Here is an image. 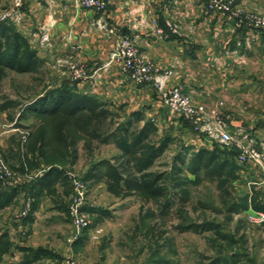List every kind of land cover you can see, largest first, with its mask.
I'll return each mask as SVG.
<instances>
[{
	"label": "crops",
	"instance_id": "crops-1",
	"mask_svg": "<svg viewBox=\"0 0 264 264\" xmlns=\"http://www.w3.org/2000/svg\"><path fill=\"white\" fill-rule=\"evenodd\" d=\"M234 1L244 12L264 15V0ZM13 5V0H0V20ZM20 9L19 18L8 21L37 50L41 65H57V79L67 78L62 72L66 59L81 62L90 72L99 69L95 77L74 81L76 92L97 97L104 107L112 105L129 115L136 113L139 126L152 122L159 132L170 131L173 140L182 137L181 143L193 150L213 148L215 141L185 125L181 115L151 85L124 76L117 62L102 66L121 37L128 35L160 72L172 71L169 85H180L203 112L219 113L227 122V131L247 134L259 148L264 147V28L238 25L232 14L209 9L208 0H109L103 11L86 8L80 0H22ZM167 20L181 25L179 34L170 31ZM98 22L112 31L101 28ZM158 27L170 32L163 37ZM45 34L48 40L43 42ZM93 158L91 162L98 160ZM238 165L243 167L240 173L246 185L264 184V168L258 162ZM89 178L92 181L94 176ZM57 179L59 173L53 171L34 185L27 246H50L59 255L70 250L83 264H106L93 260L98 253L93 248L98 241L94 230L89 229L70 245L66 243L70 229L64 215L68 191L60 189L61 180ZM13 197L12 193L0 194L2 210L15 203L17 198ZM17 251L13 248L5 256L15 253L20 257L22 252Z\"/></svg>",
	"mask_w": 264,
	"mask_h": 264
},
{
	"label": "rangeland",
	"instance_id": "rangeland-1",
	"mask_svg": "<svg viewBox=\"0 0 264 264\" xmlns=\"http://www.w3.org/2000/svg\"><path fill=\"white\" fill-rule=\"evenodd\" d=\"M15 1L13 0L14 3ZM20 6L18 8L21 11ZM170 31L172 32L171 29ZM170 31L165 29L166 34L162 36L166 37ZM68 62L78 61L66 59V65L63 71L61 70L64 74L68 70ZM119 68L122 72L120 65ZM123 74L134 80L130 75ZM66 77L61 81L57 79L56 64L45 66L39 64L36 69L30 71H17L12 68L0 70V175L3 170L1 165H6L11 174L0 176V194L12 193L13 198H17L14 204L3 208L5 210H2L0 205V211L4 212L0 215V264H65L67 260L83 264L80 256L70 250L59 255L57 250L50 246H27L31 230L28 221L35 206L34 185L45 177L44 174L52 165L62 171L57 179L61 180L60 189L68 191L64 215L68 217L70 229L65 235V241L70 245L89 229L97 232L98 241L93 247L94 252H98L93 259L96 262L104 260L106 264H152L149 261L150 253L154 248H158L160 256L169 260V264H211L216 257L234 252L238 253L237 257H227L229 260L217 264H264V222L257 224L248 219L250 213L264 211V208H261L264 207V184L252 182L246 185L241 176L243 167L240 166L233 174L222 176L211 175L203 170L195 173L187 169L181 165L178 158V152L187 147L185 143H181L183 139L180 136L171 142L149 168V171H162L167 174L163 182L168 186L170 194H173L174 203L166 214H163L159 202H155L154 199L145 200L138 193L127 196L115 195L109 190L107 179L102 175L106 167L101 165L108 161L114 166L118 165L123 172L125 170L119 165L126 159L122 157L123 150L119 146V140H122L123 135L121 132L114 135L113 132L123 124L127 125L131 114L117 106L104 107L109 112L108 117L101 122L98 137H90V140L81 137L83 133L79 125L85 122L71 120L76 132L68 136L78 139L65 154L66 162L57 163L48 158L51 164H47L45 158L39 155L38 142L34 145V150H30L29 137L42 123L43 117L28 111V104L62 84L80 81L68 75ZM138 84H149L153 87L151 83ZM134 120L136 124L131 129L135 136H138L140 129H143L138 124L139 119ZM61 122L62 119H57V127H61ZM168 134L172 137L170 131L162 133L156 128L149 132L145 142L158 144L160 139ZM248 139L256 148L264 150V147L259 148L256 145L255 140L250 137ZM232 145L239 151L235 144ZM96 156L98 160H93L92 163L91 159ZM182 166L183 170L179 172ZM90 171L94 172L92 181L89 180ZM76 180L84 182L85 201L82 212L88 217L89 225L82 230L79 237L71 241L77 229L68 208L74 194L79 191L75 185ZM234 201L246 202L248 207L230 213L227 206ZM182 205L185 210L184 216L187 215L188 220L195 222L206 220L216 224L217 230L181 231L178 224H183V221L176 211ZM147 208L156 212V217L147 218V224L157 225L153 233L159 238V247L144 235L146 229L140 225L141 215ZM13 248L18 249L19 253L22 252V255L19 257L14 253L10 257L5 256ZM40 248L43 250L41 256L27 262Z\"/></svg>",
	"mask_w": 264,
	"mask_h": 264
},
{
	"label": "trees",
	"instance_id": "trees-1",
	"mask_svg": "<svg viewBox=\"0 0 264 264\" xmlns=\"http://www.w3.org/2000/svg\"><path fill=\"white\" fill-rule=\"evenodd\" d=\"M40 64V58L37 50L33 48L25 36L17 30L15 25L8 20H0V70L12 68L17 71H30L37 68ZM32 110L36 115L42 118V123L37 127V132H33L29 137L30 150H34V145L38 142L37 149L39 155L45 158L47 164H51L48 158L57 163L66 162L65 154L70 151V147L74 146L78 138H71L69 134L75 133L71 120L80 122L83 120L79 129L82 130L83 138L90 140V137H98V132L101 127V122L108 117V110L104 108L102 102L94 96L79 93L74 91L72 84H62L55 90L38 98L28 104V111ZM136 113L131 114L127 125L123 124L116 128L114 135L122 133V140H119V146L123 150L122 157L126 158L123 163L119 164L124 167V172L119 169V166H114L109 161L101 167L105 166L103 176L106 177L108 188L117 196H127L138 193L143 199H154L159 202L163 214H166L172 207L174 200L173 194L168 191V186L163 182L166 172H152L149 168L154 163L155 159L162 154L171 144L173 138L170 134L161 138L160 143L145 142L149 132L156 129L152 122L147 121L140 129V134L135 136L132 132V121L140 119ZM57 119H62L61 127H57ZM132 119V120H131ZM51 120V121H50ZM94 120V121H93ZM185 125L193 130V126L184 119ZM52 123V125H50ZM96 123V124H95ZM64 129V130H63ZM132 133L134 135H132ZM144 133H147L144 135ZM109 138V136H108ZM33 145V146H32ZM192 146L182 148L178 152L181 165L187 169L198 173L206 171L211 175H231L240 167L235 161L237 148L232 144H222L215 142L213 148H200L193 150ZM190 156V157H189ZM188 159V160H187ZM47 160V161H46ZM129 167V168H128ZM183 170V166L179 172ZM53 171L62 173L58 168L51 169L44 174H50ZM174 172V169H173ZM94 175V172H89V177ZM43 178V177H42ZM41 178V179H42ZM264 196V192H263ZM163 199V200H162ZM2 202V200H0ZM1 205V203H0ZM183 205L176 211L179 213L183 224H178V228L182 230H207L218 228L214 223L203 221L195 222L188 220V216H184L185 210ZM247 208L246 202L234 201L227 206V210L231 213L239 211L241 208ZM258 208V207H257ZM260 208V207H259ZM264 208V207H261ZM183 212V213H182ZM156 212L147 208L141 215V223L143 229H146L144 235L149 237L155 245L159 247V238L153 233L156 226L148 225L147 218L156 217ZM139 227V226H138ZM140 228V227H139ZM219 233V232H218ZM43 250L37 249L32 258L27 262L38 259ZM232 255V256H230ZM238 253H230L228 255L218 256L211 264H217L223 260H229V257H237ZM228 257V258H227ZM152 264H169V260L160 256L159 249L154 248L149 257Z\"/></svg>",
	"mask_w": 264,
	"mask_h": 264
},
{
	"label": "built area",
	"instance_id": "built-area-1",
	"mask_svg": "<svg viewBox=\"0 0 264 264\" xmlns=\"http://www.w3.org/2000/svg\"><path fill=\"white\" fill-rule=\"evenodd\" d=\"M22 0H16L13 8H9L2 13L1 19H17L21 11L18 6ZM82 6L93 8L96 10H106L108 0H80ZM208 8L228 12L235 16L237 24L246 23L248 26L256 28H264V15L255 12H244L240 9L234 0H208ZM98 26L107 31H112L105 23H99ZM167 26L173 33L180 32V25L172 20H167ZM157 32L161 35L166 34L164 28H157ZM167 36V35H166ZM43 42L48 40L45 34L41 38ZM112 62H117L123 73L130 75L137 83H151L153 89L158 93L160 98L168 104L175 112L179 113L183 119L188 121L196 132L205 134L208 138L222 144H235L238 148L236 159L240 164H246L250 160L258 162L264 168V150H260L248 139L247 134L238 132L233 134L226 130L227 122L219 114H207L193 100V96L184 91L180 85H169L168 81L172 75L171 70L160 72L157 64L145 55L140 54L134 38L124 35L116 44L109 59L102 65L107 68ZM68 77L74 80H84L97 75L99 69L92 72L87 66L81 62H68ZM3 168L1 177L11 174L7 170V166ZM75 185L79 189L74 194L69 204V214L72 218L77 232H74L71 241L80 236L82 230L89 225V219L82 212V206L85 201L84 182L75 181ZM248 219L260 224L264 222V211H255L248 215ZM65 264H76L73 260H67Z\"/></svg>",
	"mask_w": 264,
	"mask_h": 264
}]
</instances>
